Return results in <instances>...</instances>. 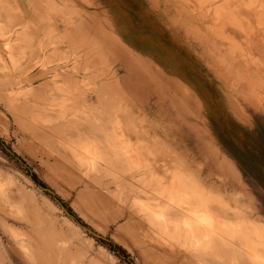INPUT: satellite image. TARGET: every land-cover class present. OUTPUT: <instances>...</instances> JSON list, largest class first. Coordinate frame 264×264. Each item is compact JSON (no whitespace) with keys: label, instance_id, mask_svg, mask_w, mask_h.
Returning <instances> with one entry per match:
<instances>
[{"label":"rangeland","instance_id":"1","mask_svg":"<svg viewBox=\"0 0 264 264\" xmlns=\"http://www.w3.org/2000/svg\"><path fill=\"white\" fill-rule=\"evenodd\" d=\"M0 137V264H264V0H0Z\"/></svg>","mask_w":264,"mask_h":264},{"label":"trees","instance_id":"2","mask_svg":"<svg viewBox=\"0 0 264 264\" xmlns=\"http://www.w3.org/2000/svg\"><path fill=\"white\" fill-rule=\"evenodd\" d=\"M0 144L5 146L4 140L0 137ZM34 180L39 182L44 188H46L47 192L56 200H58L63 206L67 207L69 214L75 218L76 220H81L76 213L71 209V207L67 206L65 201L57 194H55L51 188H49L44 182L40 181L35 174H32ZM105 242H107L108 247L119 257L123 258L127 263L134 264L133 259L130 257L129 253L120 245L113 241H109L108 238H103Z\"/></svg>","mask_w":264,"mask_h":264},{"label":"bare ground","instance_id":"3","mask_svg":"<svg viewBox=\"0 0 264 264\" xmlns=\"http://www.w3.org/2000/svg\"><path fill=\"white\" fill-rule=\"evenodd\" d=\"M49 70H50V68H49V67L45 69V71H49ZM32 74H33V73H32V72H30V73L26 74V77H30Z\"/></svg>","mask_w":264,"mask_h":264},{"label":"water","instance_id":"4","mask_svg":"<svg viewBox=\"0 0 264 264\" xmlns=\"http://www.w3.org/2000/svg\"><path fill=\"white\" fill-rule=\"evenodd\" d=\"M93 234H95V235H97V236H101V235H99L98 233H96L95 231H92V230H90Z\"/></svg>","mask_w":264,"mask_h":264}]
</instances>
